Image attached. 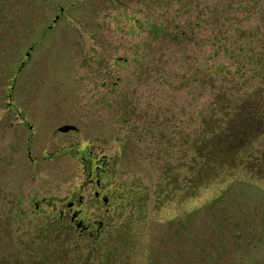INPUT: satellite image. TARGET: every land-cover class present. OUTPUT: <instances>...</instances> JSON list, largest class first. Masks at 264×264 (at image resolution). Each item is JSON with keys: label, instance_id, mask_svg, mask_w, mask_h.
Listing matches in <instances>:
<instances>
[{"label": "rangeland", "instance_id": "rangeland-1", "mask_svg": "<svg viewBox=\"0 0 264 264\" xmlns=\"http://www.w3.org/2000/svg\"><path fill=\"white\" fill-rule=\"evenodd\" d=\"M261 72L264 0H0L4 264H264V125L193 180Z\"/></svg>", "mask_w": 264, "mask_h": 264}, {"label": "trees", "instance_id": "trees-1", "mask_svg": "<svg viewBox=\"0 0 264 264\" xmlns=\"http://www.w3.org/2000/svg\"><path fill=\"white\" fill-rule=\"evenodd\" d=\"M259 78L263 79L260 83V86H254L252 89H249L240 95L233 96L231 93L224 91L228 88H223L224 90L220 95L221 101L219 100V103L222 102L220 108L221 110H226V112H224L222 119L219 121V124L221 125H218L215 131H212L208 124V127L210 128L209 134L206 135L205 133H202L203 137L198 144L200 162L198 165V170L194 175V181H199V177L202 178L204 173L210 167V159L213 158V148H210L211 146L204 148V145L211 143L213 144V142L217 141L218 143L222 142V148L226 149V147L229 145L234 146L244 142H249L252 148L254 138H251V136H260V124L264 125V96L261 92V87L264 85V72L260 73ZM212 118L213 117H210V119ZM257 129H259V131L256 133L255 131ZM195 176H198V180L195 178ZM3 251L4 250L0 248V264H4L6 262L2 260L3 257L1 255ZM32 253L29 251L28 253H25L26 259L30 257L31 264H42L46 262L43 260L45 257V252H36V254L35 252ZM16 254L18 253L15 252L14 255L16 256ZM4 257L11 258L7 255ZM12 260L13 259L10 261Z\"/></svg>", "mask_w": 264, "mask_h": 264}, {"label": "flooded vegetation", "instance_id": "flooded-vegetation-1", "mask_svg": "<svg viewBox=\"0 0 264 264\" xmlns=\"http://www.w3.org/2000/svg\"><path fill=\"white\" fill-rule=\"evenodd\" d=\"M59 9H60V11H63L64 9H63V7L62 6H59ZM55 17L56 18H58V15H55ZM54 17V18H55ZM55 21V20H54ZM50 26H52V25H49L48 27H50ZM8 105H9V107H11V108H13L14 106H15V104L13 103V102H8ZM15 110H16V115H23L22 114V112H21V109H19V108H15ZM26 118H25V116H22L21 117V120L22 121H24ZM78 128V127H77ZM70 130H72V129H70ZM58 132H60V130H57ZM67 131H69V130H67ZM61 132H63V131H61ZM29 152V151H28ZM95 168H96V171L98 172V173H100V171H99V169H101L100 167H99V165H96L95 166ZM102 170V169H101ZM98 175V174H97ZM96 178V177H95ZM95 178H92L91 177V180L92 181H95V182H92V184H96V185H100V178L99 177H97L96 179ZM99 187V186H98ZM92 189H93V191H94V194H95V196H98V195H102L103 196V201L104 202H106L107 201V199H108V197H107V195H103L104 193H101L100 194V191H99V189H96V187L94 188V187H92ZM66 209L67 210H61L60 212H61V215L62 216H65L66 217V212L67 213H69V219H71V220H80V217H79V213H80V209L78 208V207H75L74 208V204H73V202L71 201H69L68 203H67V205H66Z\"/></svg>", "mask_w": 264, "mask_h": 264}, {"label": "water", "instance_id": "water-1", "mask_svg": "<svg viewBox=\"0 0 264 264\" xmlns=\"http://www.w3.org/2000/svg\"><path fill=\"white\" fill-rule=\"evenodd\" d=\"M27 54H29V51H27ZM70 129H77V126L73 123H63L57 127V130L60 131H67Z\"/></svg>", "mask_w": 264, "mask_h": 264}]
</instances>
